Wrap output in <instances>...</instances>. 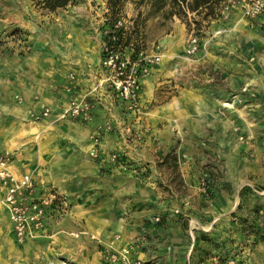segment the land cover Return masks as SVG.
Returning a JSON list of instances; mask_svg holds the SVG:
<instances>
[{
  "label": "rangeland",
  "instance_id": "1",
  "mask_svg": "<svg viewBox=\"0 0 264 264\" xmlns=\"http://www.w3.org/2000/svg\"><path fill=\"white\" fill-rule=\"evenodd\" d=\"M108 2L79 0L51 13L35 0H0V85L27 81L48 95L61 92L65 70L82 72L97 65L107 39L122 29L130 42L122 49L126 55L159 53L160 64L142 82V110L115 114L119 122H109V135L118 138L109 154H100L104 136L95 146L98 126L92 132L86 157L93 174L66 196L67 209L87 208L95 228L109 225V248L96 239L88 245L102 255L103 264H116L113 244L125 233L129 240L141 239L133 254L146 264H181L188 256L192 263L201 239L220 251V264H229V251L252 246L264 235V32L213 37L211 24L217 19L206 17L209 11L179 19L168 15L169 8L154 14L149 0H123L115 12ZM192 35L205 47L188 59ZM13 124L1 119L0 135ZM80 137L60 126L7 138L24 141L28 150L43 143L57 149L71 171L75 155L87 161L77 152ZM121 143L135 145L133 150L146 159L124 157ZM93 149L98 157L92 156ZM58 218L60 227L68 229L70 215ZM194 219L208 232L195 230L196 243L189 251L192 241L186 232ZM2 223L0 264L65 262L68 242L58 248L50 242L18 246ZM214 229L221 233L215 235Z\"/></svg>",
  "mask_w": 264,
  "mask_h": 264
},
{
  "label": "crops",
  "instance_id": "2",
  "mask_svg": "<svg viewBox=\"0 0 264 264\" xmlns=\"http://www.w3.org/2000/svg\"><path fill=\"white\" fill-rule=\"evenodd\" d=\"M211 25L213 37L220 36L223 38L231 34L242 32L246 33L248 31L261 32L260 30H251L247 26V23L242 20V13L239 10H235L233 12L230 21L223 22L221 20H215ZM100 61L101 58L97 65H90L82 70V72L73 71L72 69L65 70L61 82H59V91L61 92H51L50 95L44 93L42 89L38 88V86H32L30 82L27 81H23L17 85H11L12 83L6 81L5 84L0 85V120L7 117V119H10L11 123H14L10 130L5 131L4 134L0 135V148L3 151L9 152L13 156L12 170L15 174H33L37 194L44 195L50 191H54L59 197L55 210L51 211L49 214L47 227L44 233L37 239L29 240L22 247L35 245L40 246L42 243L50 242L48 246L54 244L55 247L58 248L68 242L71 248L63 251L66 256L63 264H103L101 258L102 255L94 254L89 249L88 245L92 242V240L94 241L96 239L98 244L107 245V248H109L108 243L112 241V236L107 228L109 225H107V227H101V229L95 228L93 220H89L90 216L88 215L89 210L87 208L82 211L80 210V212L77 208H73L72 210L67 209L69 208V203L66 202V196L74 193V191L80 186L82 188L81 182L83 181V178L87 179L92 177L93 166L87 159L86 154L91 151V142L89 139L94 129L101 124L107 122L112 123V119L113 122H119V118L118 116H115V114H121L124 116L130 115L125 112L126 110L123 103L115 97L113 92L100 90L91 96L92 102L95 101L96 103V107L93 111V121L91 123L85 124L68 119L58 120V115L68 106L73 97L89 93L93 89L94 85L102 80L103 76L99 71ZM70 74H74L76 76L75 90L73 94L66 92V88L69 85L68 77ZM30 86L33 88H30ZM143 94L144 87L140 103L141 110L143 108ZM18 97L22 98V102L17 100ZM42 107L51 108L53 115L49 119L41 122L31 121L28 116L29 111H39ZM108 115H110L109 119H106V116ZM60 126L66 127L72 132L81 133L83 135V137H80L77 152L80 153L84 159H87L88 162L86 161V164H83L84 162L81 157L76 158L79 154L75 155L72 162L74 167L71 171H67L64 168L67 161H63V157L56 153L57 149L45 146L43 143L39 149L28 150L27 148H24V141H11L7 138L12 134L17 135L18 131L22 130H25V133H30L33 131L39 132V130L49 131L50 129H56ZM115 134H107L103 137L104 143H102L100 147L101 156L111 152L110 150H112L111 148L114 143L118 141ZM73 138L75 139L76 136ZM2 143H5V145L3 146ZM121 146H124V148L122 147L124 157L126 156L133 160H142L141 158L146 159L143 153H138L133 150L135 145H123V143H121ZM19 150L21 151L18 153ZM243 185L250 184L248 183ZM84 187H88L86 182ZM240 189L241 186L239 187V190ZM3 196L4 191L0 186V234L1 227L4 226L2 223L3 220L6 224V230L13 239L12 224L1 203ZM65 210L66 213L61 215V211ZM66 215H70L71 222L68 223V229H63L60 227L63 220L59 219L58 216L63 217ZM195 230L208 232L207 229L203 228V224L200 220L194 219L191 221L189 230L186 232L188 233V238L192 241V243H190L189 251L193 250L196 243ZM214 232L215 235L221 233L220 230L216 231L215 229ZM129 237L130 235L125 233L121 241L114 242V250L112 249L113 251L111 252H119L127 246L136 248L135 245H138L141 239L129 240ZM262 237L263 238L258 239L255 243H253L252 246H241L240 249L233 250L231 254L229 251V262L232 259H235L237 264H264V235ZM206 240L207 239H201L200 242L197 243L199 250L196 252V257L192 263L190 257L188 256L187 260H184L181 264H220V251L211 248L209 244H206ZM230 246L232 247L233 245ZM101 249L102 252H107L109 250L104 248ZM204 249H207L206 252H203ZM208 252L211 253L208 254ZM133 258L145 263L135 252L133 254ZM203 259L204 262L202 261Z\"/></svg>",
  "mask_w": 264,
  "mask_h": 264
},
{
  "label": "built area",
  "instance_id": "3",
  "mask_svg": "<svg viewBox=\"0 0 264 264\" xmlns=\"http://www.w3.org/2000/svg\"><path fill=\"white\" fill-rule=\"evenodd\" d=\"M235 10L242 13V20L251 30L264 32V0H223L216 10V19L228 22ZM120 25L121 22H118L115 28H120ZM112 40L115 41L116 37ZM204 47V44H200L199 38L192 35L187 49L188 59L196 57ZM160 62L159 53L151 56L140 54L138 59L133 60L113 45H105L99 65L102 80L94 85L89 93L73 97L68 106L58 115V120L68 119L85 124L91 123L96 107L91 96L100 90L113 92L115 97L123 103L126 111L140 112L142 82L151 74V67L159 65ZM68 80L66 92L73 94L76 76L70 74ZM17 100L22 102L20 97ZM52 115L53 111L49 107H42L39 111L30 110L28 113L29 119L33 122L47 120ZM111 131L112 125L109 122L98 126L93 135L95 146L99 145L101 138ZM98 154L99 152L93 149L92 156L98 157ZM12 165L13 156L0 148V186L4 191L1 203L12 224L16 244L24 246L29 240L37 239L44 233L49 214L55 210L59 197L54 191L44 195L37 194L33 174L17 175L12 170ZM206 191L207 188L203 184V192ZM133 251V247L127 246L118 253H113L112 261L121 264H146L134 259ZM229 264H237V261L232 259Z\"/></svg>",
  "mask_w": 264,
  "mask_h": 264
},
{
  "label": "trees",
  "instance_id": "4",
  "mask_svg": "<svg viewBox=\"0 0 264 264\" xmlns=\"http://www.w3.org/2000/svg\"><path fill=\"white\" fill-rule=\"evenodd\" d=\"M78 1L79 0H35L36 6L51 13L66 9L68 6L76 4ZM122 1L123 0H109L108 5L111 11L115 12L118 10L122 4ZM222 1L223 0H149L154 14L166 12V10L169 8L170 12H168V15L171 18L177 17L179 19H182V16H187L188 14H199L204 10L209 11L206 17L214 16L215 18L216 10ZM113 37H116L115 41H112ZM123 37V29L116 31V33L114 32L107 39V44L113 45L116 49L124 50V48H128L130 46V42H125V40H128L129 37ZM138 54H132L131 59H138ZM166 161H169V156L164 158L165 163Z\"/></svg>",
  "mask_w": 264,
  "mask_h": 264
}]
</instances>
